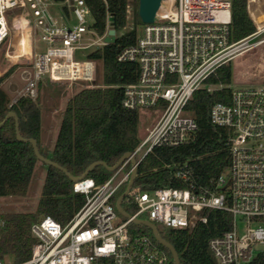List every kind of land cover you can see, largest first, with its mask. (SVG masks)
Listing matches in <instances>:
<instances>
[{
  "label": "built area",
  "instance_id": "1",
  "mask_svg": "<svg viewBox=\"0 0 264 264\" xmlns=\"http://www.w3.org/2000/svg\"><path fill=\"white\" fill-rule=\"evenodd\" d=\"M51 6L57 7L56 16ZM131 9L128 0L127 12ZM246 11L255 30L232 41V0H162L156 20L144 24L136 43L119 53L120 62L139 65L136 82L124 86L122 105L138 113L158 111L144 134L139 128L141 141L132 152L137 165L156 146L176 147L191 139L198 125L186 106L194 92L204 86L212 91L216 86L205 83L210 75L264 42L257 39L264 37V0H246ZM20 17L28 23L25 55L14 53L13 47ZM94 21L86 0H0V48L7 43L4 53L13 64L19 58L29 62L23 69L24 86L10 106L21 96L37 98L45 77L95 83V62L74 58L77 49L104 44L110 27L100 37L91 28ZM86 33L97 39L83 45ZM32 35H39L45 51H35ZM237 83L233 72L230 102H216L210 110L214 124L232 130L230 164L224 172L206 184L197 183L185 164L174 172L186 187L142 191L132 186L126 199L135 211L123 220L113 198L130 179V158L99 185L86 176L73 184L75 193L85 195V203L64 225L50 215L35 220L31 257L20 264H171L155 238L131 230L133 218L145 215L157 226L185 229L206 222L215 209L232 215V228L208 241L218 264H251L264 256V82ZM0 264L7 263L0 259Z\"/></svg>",
  "mask_w": 264,
  "mask_h": 264
},
{
  "label": "trees",
  "instance_id": "2",
  "mask_svg": "<svg viewBox=\"0 0 264 264\" xmlns=\"http://www.w3.org/2000/svg\"><path fill=\"white\" fill-rule=\"evenodd\" d=\"M135 1L138 4V0ZM86 3L95 19L91 26L94 32L102 37L109 26L115 29L116 38L109 43L90 47L85 59L95 62L96 76L101 77V82L92 84L80 81L86 86L67 101L51 151L50 159L75 176L82 175L95 161L115 165L123 154L133 152L141 141L139 113L122 105L124 86L136 82L139 65L130 61L120 62L117 58L124 48L136 43L139 34L136 25L125 30L128 0H86ZM110 17H113L111 21ZM138 21L141 22L139 17ZM254 30L246 11V0H232L231 40H240ZM260 49L264 51V42L236 57V69L242 77L245 74L240 63L256 77L264 79V57L259 54ZM15 68L16 64L0 76V122H4L0 126V197L25 196L39 160L30 142L17 139L15 118H6L9 112H15L22 137L35 138L39 146V98L21 96L10 106L11 99L1 87V83ZM232 73L230 61L206 79V84L216 86L212 91L204 86L194 92L187 103L186 112L197 122L195 135L180 146L154 147L138 164L133 187H139L142 191L166 186L186 187V183L178 179L174 172L185 164L193 171L196 182L202 184L228 168L232 130L214 124L210 110L216 102H230ZM112 172L103 165H96L87 176L99 185ZM73 184L65 172L47 165L36 210L0 214V259H4L7 264H20L31 257L35 239L30 228L39 217L50 215L62 225L71 219L86 201L83 193L73 191ZM126 184L119 189L113 201L125 190ZM122 206L128 213L135 211V206L127 199ZM131 209L134 211L131 212ZM130 228L133 232L153 237L151 229L145 225L136 228L130 224ZM158 228L163 238L177 250L181 264H218L208 247V241L232 228V215L215 209L209 212L206 222L192 228ZM159 245L168 254L170 263L175 264L169 249ZM251 264H264V256L257 257Z\"/></svg>",
  "mask_w": 264,
  "mask_h": 264
},
{
  "label": "rangeland",
  "instance_id": "3",
  "mask_svg": "<svg viewBox=\"0 0 264 264\" xmlns=\"http://www.w3.org/2000/svg\"><path fill=\"white\" fill-rule=\"evenodd\" d=\"M56 8H57L56 6H51L50 8L51 13L55 16L57 15ZM138 17H139L138 4L136 3L135 0H132V9L128 13V20L125 30L131 29L132 26L136 25L140 34L144 26V23L142 21L141 22L138 21ZM73 23H77L76 18H74ZM15 28L16 30L15 32H13V36H12L13 41H17L19 37V34L16 32L19 28L18 23H15ZM262 36H264V34ZM259 38H264V37H258L257 39ZM96 39L97 36L91 33H86L82 37L81 43L85 45ZM31 44L36 52H43L46 49V44L43 41L39 40V35L31 36ZM6 47H7V43L1 46L0 48V74H3L9 67L14 65L13 62L5 56L4 52L6 50ZM89 51H90V47L77 49L75 51L74 58L77 60L85 59ZM259 54L262 57H264V51H262V49L259 50ZM15 64H16V68L13 71L14 73L13 76L11 77L10 75L8 78L4 80L6 81L8 79L7 81H12L13 88L9 89L8 86H6L11 101L18 96L17 93L18 89L22 85H24V80L22 79L21 71L23 70L24 67H26L29 64V62L25 58H19L18 62ZM240 66L242 67L243 69L242 71L245 74L244 77L251 75L252 80L240 81L237 80L235 76L236 82L238 83L234 84V86H244V84H248V83L264 82V79H260V77H256L254 73H251L249 70H246L242 63H240ZM232 69L233 72L236 69V58L235 60L232 61ZM96 78H97L96 83H100L101 77L97 75ZM85 86L86 84H84L83 82L51 81L48 77H45L43 79L41 86H39L38 88L37 98H39L40 100L41 125H42V133L45 143L41 142L40 143L41 146L39 149L44 151L46 149H49V147L50 148L52 147L53 140H55V138L57 137L58 129L62 120L65 106L67 104V100L71 96H73L74 93H76L78 90H80ZM157 115H158V111L154 109L140 111L139 128L141 135L145 133L146 127H149L154 123L155 119L157 118ZM46 172H47V164H45L41 160H38L34 172L32 174L31 182L26 195L0 197V214L6 212L35 211L45 181ZM115 201L116 199L114 200V203ZM133 211L134 209H131V212ZM119 219L123 220L124 217L122 215H119ZM131 224L136 228L142 225V224H137L135 222H132ZM158 226L161 227L162 225L158 224ZM261 248L264 249V245H262Z\"/></svg>",
  "mask_w": 264,
  "mask_h": 264
},
{
  "label": "water",
  "instance_id": "4",
  "mask_svg": "<svg viewBox=\"0 0 264 264\" xmlns=\"http://www.w3.org/2000/svg\"><path fill=\"white\" fill-rule=\"evenodd\" d=\"M161 1L162 0H138V15L141 19V21L144 23V24H150V23H153L155 20H156V13H157V10L161 4ZM113 19V17H110L109 20L111 21ZM115 29L113 28H109L108 31H107V34L105 35L104 37V44L105 43H109L111 41H114L115 40ZM235 76H236V79L237 80H252V76L251 75H248L246 77H242V75H240L238 69H235ZM13 116L16 120V137L18 140L20 141H23V142H30L33 146V150H34V153L36 155V157L41 160L42 162H44L45 164L47 165H51V166H54V167H57L59 168L60 170H62L63 172H65V174L73 181H78L84 177H86L90 170L96 166V165H103L105 166L109 171H114L124 160L130 158L131 160V163L133 165V169H132V172H131V176H130V179L127 183V186L125 188V190L118 196V198L116 199L115 201V206L117 208V210L119 211V213L125 217V218H130L131 217V214L128 213L122 206V203L123 201L127 198V196L129 195V192L134 184V181H135V178H136V174H137V160L135 158V156L133 155L132 152H126L125 154L122 155V157L119 159V161L113 165V166H110L108 165L106 162L104 161H95L93 162L92 164H90L86 171L80 175V176H75V175H72L71 173H69L64 167L60 166L58 163H56L55 161H53L52 159L48 158L47 156H45L44 154L41 153L40 149H39V146H38V141L35 139V138H30V139H26V138H23L21 133H20V128H19V119H18V116L15 112L11 111L8 113L7 117L6 118H9ZM4 124V122H0V126H2ZM133 222L137 223V224H142V225H145L147 227H149L152 231V234H153V237L155 238V240L163 245L164 247L168 248L171 255H172V258H173V261L175 264H181L180 263V259H179V255H178V252L177 250L175 249V247L168 241L166 240L165 238H163V236L160 234L159 232V228L158 226L150 221L149 219H144V218H139V217H134Z\"/></svg>",
  "mask_w": 264,
  "mask_h": 264
},
{
  "label": "bare ground",
  "instance_id": "5",
  "mask_svg": "<svg viewBox=\"0 0 264 264\" xmlns=\"http://www.w3.org/2000/svg\"><path fill=\"white\" fill-rule=\"evenodd\" d=\"M15 23H19V28L17 30L18 34H19V37L17 40H20V39H23L22 40V47L21 46H13L14 47V53H17V54H22V55H25L28 51H29V45H25L26 43V40H27V36H26V31L28 29V26H27V21L20 17V18H17ZM27 23V24H26ZM263 43V42H262ZM261 44V43H259ZM259 44H256L254 45L253 47L259 45ZM252 47V48H253ZM244 53V52H243Z\"/></svg>",
  "mask_w": 264,
  "mask_h": 264
},
{
  "label": "crops",
  "instance_id": "6",
  "mask_svg": "<svg viewBox=\"0 0 264 264\" xmlns=\"http://www.w3.org/2000/svg\"><path fill=\"white\" fill-rule=\"evenodd\" d=\"M27 24V23H26ZM18 25H19V23H18ZM27 26H28V24H27ZM22 40L23 39H20V40H17V42H15V46H21L22 47ZM25 45L27 46V45H29V43H28V37H27V40H26V43H25ZM29 47H30V45H29ZM23 48V47H22ZM24 69V68H23ZM13 74L14 73H12L11 74V77L13 76ZM2 74H0V76H1ZM21 76H22V79L24 80V76H25V74H24V72H23V70L21 71ZM8 80V79H7ZM3 81L2 83H1V87L8 93V90H7V88H6V86H8V88L9 89H11V88H13V84H12V81ZM8 83V84H7ZM24 83H25V81H24ZM7 84V85H6ZM5 85V86H4ZM24 85H22L18 90H20L22 87H23ZM69 100V99H68ZM67 100V101H68ZM61 124V123H60ZM59 129H60V126H59ZM59 129H58V132H59ZM57 135H58V133H57ZM57 138V137H56ZM56 138H55V140H53V145H52V147L50 148L49 147V149H46V150H44V151H42L41 149V151H42V154H44L45 156H47L48 158H50V155H51V151H52V149H53V146H54V144H55V141H56ZM42 140V141H41ZM41 142H44V138H43V133H42V125H41V136H40V143ZM45 143V142H44ZM40 146H41V144H39V148H40Z\"/></svg>",
  "mask_w": 264,
  "mask_h": 264
}]
</instances>
